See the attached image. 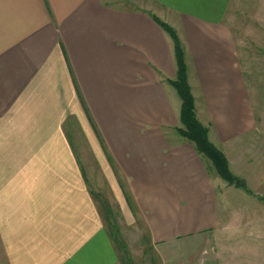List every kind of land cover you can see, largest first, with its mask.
Segmentation results:
<instances>
[{"label": "crops", "instance_id": "crops-1", "mask_svg": "<svg viewBox=\"0 0 264 264\" xmlns=\"http://www.w3.org/2000/svg\"><path fill=\"white\" fill-rule=\"evenodd\" d=\"M151 14L176 31L196 116L242 176L234 160L242 164L256 122L236 34L264 49V0H0L4 264H119L91 177L117 194L118 182L127 188L163 257L178 261L179 240L204 233L215 242L212 264L253 255L261 234L251 246L229 241L245 240L246 217L230 212L240 188L217 190L193 145L168 141L165 128L178 126L173 44ZM232 225L244 228L218 233Z\"/></svg>", "mask_w": 264, "mask_h": 264}, {"label": "rangeland", "instance_id": "rangeland-1", "mask_svg": "<svg viewBox=\"0 0 264 264\" xmlns=\"http://www.w3.org/2000/svg\"><path fill=\"white\" fill-rule=\"evenodd\" d=\"M241 19H245V17H242ZM240 29L243 31L244 27ZM236 37L239 38L241 46H243L241 60L244 63L245 69L249 73H245L247 86L246 105L248 112L250 111L253 120L256 122V129L251 134L244 137L243 148L245 147L246 151L241 153V156H243L242 164L239 165L240 159H235L234 169L240 170L239 173L242 176L239 177L245 180L251 193H247L243 189H233L234 191L230 192H234L236 196L235 199L231 197L230 200L234 201L233 204L238 207L230 209V212L233 213L235 218L246 217L247 230L244 234H241L245 236V240L239 239L235 235L236 229L238 227L244 228L243 225H237V227L232 225L230 226V230H227V228H224V230L223 228H220L218 233L224 236L235 235L234 237H231L229 241L233 245H239L238 247L245 245L251 246V243L254 242L252 239L254 235L261 234L262 238L255 241L253 244L255 247L253 255L247 256V258L238 257V263L264 264V219H262V221L258 220V214L264 218V204L258 199L259 197H264V176H262V174L264 175V49L254 47L253 43L250 42V37H248L244 31L242 34L237 33ZM167 86L169 87L170 85L168 84ZM171 90L173 91L172 100L175 103L176 118L179 126L180 123L178 117L180 113V99L172 87ZM201 119L204 120L202 114ZM165 132L167 133L169 142L173 140L181 143L187 142L184 138L177 135V133H172V129L169 127L165 128ZM86 165L88 168V163H86ZM211 170L214 169L211 168ZM91 178L95 180V184L90 183V188L93 190L94 188L96 189V191L94 190L95 192L92 193L93 198L98 203L100 209H103V215L105 214L106 222V209H110V224L113 223L116 225L118 231L117 236L121 242L125 244L126 254L121 248V245H118L113 241L119 254V264H182L180 263L182 260H186L191 264H212L210 256L212 255V249L215 247V242L211 238L209 240L205 233L184 239L186 241L179 240V247L182 246V243L184 245L185 242H187V247L182 246L183 248H179V252L177 250L174 251L175 255L176 251L179 255L178 258L176 257L178 261L174 262V256L163 257L159 253L157 245L152 244V241L147 240L146 228L141 217L135 212L133 207H130L131 201L129 203L123 193L122 188L126 187L118 182L119 186L117 187L119 193L117 194V191H115L110 185L106 183L101 185L97 177ZM212 179L215 180L217 190H219L220 182L221 184L228 186L226 181L222 180L217 174L212 176ZM217 194L219 196L221 194L220 191H217ZM118 195H121L123 201ZM223 195L224 193L219 196L218 200H221ZM218 203L221 207L224 206L225 208H228L230 205L228 199L225 204H223L222 201ZM253 219L254 223L252 221ZM106 222L105 225L110 231L111 227ZM148 242H151V245ZM196 253L198 259L194 261L193 256ZM259 253H261V255H259ZM229 256H232V254L229 253ZM169 257L171 259H169ZM225 259L226 262L228 259ZM0 264H4V262L1 261V257Z\"/></svg>", "mask_w": 264, "mask_h": 264}, {"label": "trees", "instance_id": "trees-1", "mask_svg": "<svg viewBox=\"0 0 264 264\" xmlns=\"http://www.w3.org/2000/svg\"><path fill=\"white\" fill-rule=\"evenodd\" d=\"M153 20L161 27V29L168 35L173 44V57L175 62V76L173 79L169 80V83L176 89L180 100V113H179V126L176 128V132L179 136L183 137L190 144L193 145L196 152L204 157L210 168H213L216 174L228 185L236 188L245 190L247 193H251L250 189L247 187L246 182L241 177L235 175L230 167L227 158L223 152L218 149L208 137L207 127L198 119L195 113L194 98L191 94V88L188 83L187 77V67L185 63L183 45L173 27L158 18L157 16L151 14ZM123 193L127 201H131L130 207L134 209V204L132 197L126 188H122ZM258 198V197H257ZM259 200L264 204V197H259ZM106 219L107 224L110 225L111 238L112 240L121 245V248L125 251V244L121 242L118 238L117 227L111 221V211L106 209ZM104 220H105V214ZM148 241H151L148 230L146 229ZM151 245V242H148ZM126 259V256H125Z\"/></svg>", "mask_w": 264, "mask_h": 264}]
</instances>
